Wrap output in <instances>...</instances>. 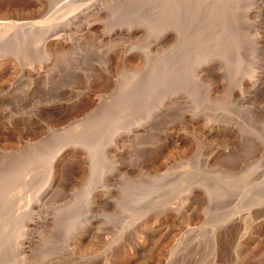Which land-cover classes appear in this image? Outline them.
<instances>
[{
	"label": "rangeland",
	"instance_id": "rangeland-1",
	"mask_svg": "<svg viewBox=\"0 0 264 264\" xmlns=\"http://www.w3.org/2000/svg\"><path fill=\"white\" fill-rule=\"evenodd\" d=\"M0 264H264V0H0Z\"/></svg>",
	"mask_w": 264,
	"mask_h": 264
},
{
	"label": "bare ground",
	"instance_id": "bare-ground-1",
	"mask_svg": "<svg viewBox=\"0 0 264 264\" xmlns=\"http://www.w3.org/2000/svg\"><path fill=\"white\" fill-rule=\"evenodd\" d=\"M70 6V5H69ZM72 8V7H71ZM65 9H66V12L68 13L69 11H72V10H69L70 9V7H65ZM66 13V14H67ZM62 21H63V27H62V29H59L58 30V35H59V37L61 36V37H63L65 34H67L69 31H68V29H73L74 27H77V26H75L76 25V23L80 20V17L78 16V15H76V13H72L71 14V12H69L67 15H65L64 14V17H62V19H61ZM60 20V21H61ZM69 35V34H68ZM48 42L49 41H44L43 42V45H44V51H45V49H47L46 48V45L48 44ZM43 51V52H44Z\"/></svg>",
	"mask_w": 264,
	"mask_h": 264
}]
</instances>
